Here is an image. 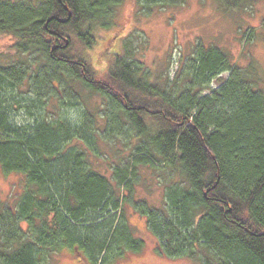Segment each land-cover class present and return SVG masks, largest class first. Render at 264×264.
<instances>
[{"label": "trees", "instance_id": "trees-1", "mask_svg": "<svg viewBox=\"0 0 264 264\" xmlns=\"http://www.w3.org/2000/svg\"><path fill=\"white\" fill-rule=\"evenodd\" d=\"M120 1L0 0V34L16 54L0 62V170L23 179L14 202L0 200V264H44L75 247L91 264H111L140 251L143 240L118 220L128 203L146 218L160 254L264 264V78L253 62L242 67L198 43L193 62L161 84L125 38L103 75L73 53V40L90 49ZM223 72L227 79L200 96ZM25 80L45 104L81 105L77 119L15 125L5 93ZM118 136L130 152L109 177L88 153L98 156L99 140ZM158 165L170 181L161 206L133 201L139 168Z\"/></svg>", "mask_w": 264, "mask_h": 264}, {"label": "rangeland", "instance_id": "rangeland-1", "mask_svg": "<svg viewBox=\"0 0 264 264\" xmlns=\"http://www.w3.org/2000/svg\"><path fill=\"white\" fill-rule=\"evenodd\" d=\"M119 28L123 29L124 42L129 41L133 48V58L149 70L151 80L159 78L161 84L173 82L180 71L193 62L198 43L204 49L211 46L222 48L242 67L253 62L264 78V0H230L229 3L221 0H163L149 8H142L137 0H121L114 7L111 24L94 32L95 41L91 48L86 49L73 40V53L81 54L98 72L103 70L104 75L111 54L117 50L123 52L122 38L119 44L118 40L113 44L112 39ZM9 44L7 37L0 34V62L7 58L16 59ZM107 45L113 46L107 51L108 54L102 53ZM227 77V72L214 76L209 82L210 89L202 91L200 96L217 89ZM26 82L14 83L6 89L8 103L5 107L9 108L15 125L31 126L37 121L53 120L58 116L65 120L77 119L81 105L73 101L58 107L53 99L45 104L28 90ZM263 84L264 79L260 81V85ZM46 96L43 95L42 99L45 100ZM126 139L119 136L100 139L98 156L88 153L92 167L110 177L111 165L130 152ZM162 168L161 165L157 168H139L133 201L142 200L154 208L161 206L165 187L170 182ZM22 180L21 175H5L0 170V200L14 202L21 191ZM123 211L124 217H118V220L123 219L131 227L132 236L143 240L144 246L140 251H128L123 258L111 264H201L187 257H168L158 253L157 240L149 230L146 218L129 203L124 204ZM22 225L27 228L26 224ZM44 264L91 262L75 247V251L63 248L51 252Z\"/></svg>", "mask_w": 264, "mask_h": 264}, {"label": "flooded vegetation", "instance_id": "flooded-vegetation-1", "mask_svg": "<svg viewBox=\"0 0 264 264\" xmlns=\"http://www.w3.org/2000/svg\"><path fill=\"white\" fill-rule=\"evenodd\" d=\"M122 28H119V29H117V30H115V33L112 35V39H113V44H114V42H117V40H118V43L117 44H119L120 42H121V38H122V36H123V34H122ZM120 37V38H119ZM124 38V37H123ZM122 38V39H123ZM112 46L113 45H110V47H109V45H107V46H105V48L103 49V51H102V53L103 52H105L106 54H108L107 53V51L110 49V48H112ZM116 52H118V50L116 51ZM111 54V53H110ZM126 106V105H125Z\"/></svg>", "mask_w": 264, "mask_h": 264}, {"label": "water", "instance_id": "water-1", "mask_svg": "<svg viewBox=\"0 0 264 264\" xmlns=\"http://www.w3.org/2000/svg\"><path fill=\"white\" fill-rule=\"evenodd\" d=\"M68 10V9H67ZM70 16V12H69V10H68V17ZM65 20H67V19H63V20H61L62 22H64ZM67 43H68V40L67 39H65V45H67Z\"/></svg>", "mask_w": 264, "mask_h": 264}]
</instances>
